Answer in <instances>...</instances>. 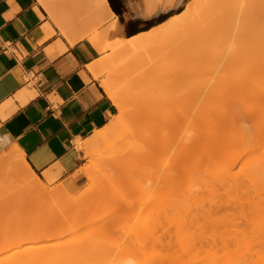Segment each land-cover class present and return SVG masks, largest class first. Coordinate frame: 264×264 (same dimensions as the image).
Returning <instances> with one entry per match:
<instances>
[{
	"label": "bare ground",
	"instance_id": "6f19581e",
	"mask_svg": "<svg viewBox=\"0 0 264 264\" xmlns=\"http://www.w3.org/2000/svg\"><path fill=\"white\" fill-rule=\"evenodd\" d=\"M89 1L91 3V6L94 9H97V11L99 9L103 14H107L108 17L110 16V14L113 13L107 0H89ZM145 1L149 3L146 11L144 12L146 15L147 14L150 15L149 13L153 12V9H155V7H157L159 4L166 5V2L162 3V0L157 1V2H153V0H145ZM199 1L200 0H190L185 5V7L177 13L179 16L177 15L178 17L175 20L170 21L168 18L170 22L167 20L166 22L167 24L164 22L165 24L164 23L163 25L161 24L162 26L160 25H159L160 27L156 26V28L162 27L161 28L162 32H160V29L159 30L158 29L155 30L154 28L150 29V32L152 33L155 32L154 33L155 35L152 34L153 38L154 36H158L159 34L164 33L170 29L176 28L180 24H185V25L187 24V26L191 25L192 27L199 28L200 31L198 33V36H199L198 38L201 41H205V42L211 41L216 36L217 32H219V29L222 27L223 24H225L226 26L227 25L229 26L230 33L233 35L234 38L236 37V35L237 37L238 36L241 37L243 35H245L246 37L247 36L251 37V33H253V35L255 36L256 34L261 35L262 32H264V0H206V1L204 0L205 5H202L203 4L202 2H201L202 4L200 5V6H203L202 12L199 14H196V16L194 15L195 16L194 18V16L191 15V12H192L191 8L197 6V3ZM39 2L43 6L48 7L47 3L44 0H39ZM170 2L169 4H171ZM176 3L177 1L172 4H176ZM129 6L138 15L139 11L135 9V7H133L130 1H129ZM137 6L138 5H136V7ZM223 7L226 10L225 11L226 15L220 16V14L222 13ZM193 13H197V12H193ZM112 23L114 22L112 21L110 23L111 27L113 26ZM157 31L159 32V34L156 33ZM244 31H247V33L245 34ZM139 34H137L138 36L136 35L134 37L132 36V37L127 38V41L121 40L122 42H124L123 44L121 41L116 42L118 39L112 42V44L116 43L118 45V46L116 45L117 49L118 47L120 48L122 47L121 51L123 49H125L123 51H126L127 48L130 50L135 49L134 47H139L142 45V44L140 45L138 42L140 41L142 42V40L144 41L143 35L145 34L144 33H142V35L141 34L139 35ZM135 43L136 45L138 44V46H135ZM176 50L177 48L174 49V51ZM233 51L236 52L238 50L237 49L232 50V52H230L229 55L228 53L227 54L225 53L226 55L229 56L228 58H231L230 55H232ZM239 52L237 55H239ZM259 52H261V50H259ZM176 53H173V55ZM245 53L243 56H245ZM179 54H180V51L178 50V55ZM246 55H248V53ZM256 55H257V52H256ZM261 55H262L261 53L258 54L259 57ZM176 56L177 55H175V58L173 57L175 60L178 59V57L176 58ZM240 57H241V53H240ZM261 63L262 64L264 63V59L262 60ZM173 68H171V70L174 71L173 73L177 75V73H175L177 70L176 66H175L176 70ZM252 70L254 71V69ZM262 70H264V68H262L261 70L255 69V71H258L255 76L256 77L259 76V78L261 77L260 80L256 79V82L258 83L260 81V84L259 83L257 84L256 82L250 83L251 81L249 80V78L247 79L248 84H246L245 80L247 76L246 77L243 76L244 78L243 77L242 78L244 79V81L241 79L240 83L238 82L239 86L228 87L230 86V84H228L226 85L228 88H226V86L225 87L222 86L219 88L216 86H212V87H209L210 89L209 88L202 89L198 93L199 97L201 96L202 99L198 101L199 103L198 102L196 103V105L194 106L195 109L190 108V111H189L185 106H176L173 109L170 107L172 110L167 111V114H166L167 117L165 121H162V122L158 121L159 123L158 122L155 123L154 127H156L157 130L152 128L153 133H151L152 131L150 132L152 136L149 135L150 137L145 138L146 142L149 141L150 147L147 148L148 147L147 146L144 148L141 146L142 144L138 145V148L136 146V148L138 149V152L135 151L136 154L138 153L137 158H134L135 156L132 155L133 156V157L131 156L132 159L128 161L129 157L126 155V157H128L127 159L125 155L122 156L123 153L119 154L120 157L122 156L123 161H121L122 159H119L120 160L119 161L118 159H116V157H113L114 158L113 162H115V160L117 162L118 160V163H117L118 166L116 167V169L114 168L115 170H113V168H110L111 170H105V171L101 170L102 171L101 173L99 172V174H96L97 176L99 175L98 176L99 179L97 178V176L91 175V173L89 172L91 176L90 178L91 180H94L92 179V177L95 176L96 178L95 180L98 182L102 181L103 183L104 182L110 183L111 187L113 185V187L115 188L116 193L117 191H119V190H116L117 187L119 188L122 187V189L121 188L120 189L125 191L124 189H127V187L129 186H127L126 188L124 187L126 185H129V183L134 184L132 186L133 187L135 186L136 188H138L137 186L140 187L141 183H142L141 186H143V184L147 183L149 178L151 179V175H152L154 178L153 183H152L153 185H151V188L149 189L150 184H148L149 187L147 189L150 191L153 190L152 191L153 194L155 193V191L156 193H158V191H160L163 194L167 193V195L165 194L163 198H165V196L166 198H168L169 196L168 193L171 195L169 196V200H165L166 202L164 201V199L162 200L164 201V203L163 202L161 203L159 201V196L161 195L160 192L158 193L160 195H157L158 197L156 196L155 199L153 198L152 195L150 196L153 198L150 201H153L152 202L153 204L151 205L153 209L152 208L151 209L154 210V212L150 210V213L152 211V214H153V216L150 215V219L152 218L153 220L152 219L150 220L152 222V225L151 227L149 226L150 227L149 230H151L152 228L151 230L152 232L150 233L151 234L150 245H148L149 247L148 246L147 247L148 249H151V251L153 250L152 252L149 250V253L151 252L153 254L148 256V249H146V247H144L145 245L143 244L144 240L143 242H141V240L145 236L143 234H146L145 232H143V234L140 233L143 236V238L141 236L142 238L141 240L138 241L136 240L137 238L135 239L136 247H137V244H138V247H141V248H137L136 256L131 254L130 251H127L130 253L126 252L127 255L131 254L130 257L133 255V258L135 259H137L136 257L138 255L141 256V254H138L139 252L143 253L142 255H145V257L143 256L141 260L140 259L141 257L139 258L138 256L139 260H136V261L139 262L141 260L144 263H140L141 262L140 261L138 264H176V263L177 264L178 263L179 264H192V263L196 264L197 262H198L197 264H203V263L204 264H224V263L225 264H264V221H263L264 214L262 215V217L259 216V214L261 215L262 213H264V86H263L264 80H262L264 79V75H263L264 72L262 74ZM259 72L261 73L258 74ZM261 74L263 77L260 76ZM253 75L254 74H252V76ZM252 76H249V77H252ZM255 78H254V81H255ZM261 81L263 83H261ZM242 82H245L244 83L245 85H240L242 84ZM236 84L237 83L235 82V85ZM104 88L107 94L109 95V97H111V99L117 106L118 114L116 118L110 123V126L108 127L107 130H104V131L96 130V132L91 136V138L89 137V139L85 140L81 144V147L84 149L88 148L90 144L100 139L105 138V135H107L108 130L111 128L113 129L114 126L117 125V123L120 121L122 116L127 112L125 104H127L126 102H129V101L125 99L126 97L125 94H122V92L117 90L114 86L106 82L104 83ZM212 98H213V101H211ZM173 101L174 100H172V102ZM172 105L175 106L174 103ZM192 109H194L195 115L193 114V112L191 114ZM189 113L193 116V118H191L192 116H190L191 119L188 120L187 116H189ZM186 120L189 123L188 128L189 127L191 128H189L187 130V134L184 137H182L181 135H178L177 130L180 129V127L182 126L181 124L187 123ZM248 120H252L253 123L252 121H251V124L247 123L246 121ZM192 126L193 127L195 126L197 128L195 127L192 128ZM132 132L134 131L132 130ZM132 132L131 134L129 132L128 133L131 136H133ZM126 135L128 134L126 133ZM143 140H144V137H143ZM137 149L131 150V153ZM199 149L201 150V152L197 155L196 154L193 155L195 153L194 151L199 150ZM148 150H152L154 151V153ZM172 150L175 151V154L173 153L174 155H169V153ZM233 151H238V152L236 154L235 153L231 154ZM253 151H254V154H252ZM124 153L126 154V152ZM131 153L129 154V156L131 155ZM157 154L163 155V156L159 155L161 156L160 157L161 159H157L159 158L158 156H155ZM6 156L8 157L7 159L11 158V160L13 161L14 163L13 165L15 167V169L13 170L17 172L15 174L16 175L18 174L17 177L20 178V179L18 178L19 180L24 182L29 187L38 186L34 182L37 180L36 176L33 173H31V171L27 168V166L23 163V161H21L22 156L18 152L17 147L15 145L7 148ZM245 156H247V158L246 160H244V163H242L244 168H241L235 172H230V170L227 169L228 166L230 167L235 162H237L239 159H243ZM151 157L154 159V161L151 159ZM117 158L119 157L117 156ZM107 161L109 160L107 159ZM144 161H146L147 164L149 163L151 165L153 162H155L153 163V168H151L153 171H151L150 167H148L149 164L147 165V167L146 166L144 167V165H146L144 164ZM212 163L217 165L218 168L214 169L213 167L214 170H210L209 165H211ZM111 165H112V162H111ZM111 165H109V167ZM159 165L163 166L162 169H164L166 173L164 175V178L162 176L157 175L158 171L155 174L156 170L157 169L159 170V168L156 169L155 166L157 167ZM183 166L187 167V170L184 169L185 170L184 173L181 172ZM180 167H181V170L179 169L180 170L179 172L177 170L178 174L180 175L182 173L185 175V173H187L188 175L186 177L183 175L182 178H180L181 176L179 177L178 174L176 175L177 172L175 169H178ZM147 168L150 170L147 171ZM172 168H175V169H172ZM143 169H144L143 172L145 171H147L148 173L150 172L149 174L151 175H148V173L145 175L143 174V172L141 173ZM171 169L175 170L174 171L176 172L174 173L175 175H173V173H168V171L170 172ZM162 172L163 170H161L159 174H161ZM142 174H143V177L149 176L146 182H144V180L146 179L142 177ZM189 174H194L197 177L196 182L198 183L200 182L201 184L191 185V183L193 182H187L191 180L189 178ZM159 177L164 179L163 182H161L162 179ZM184 177L187 181L183 179ZM141 178L144 180H142ZM179 178L183 180L184 182L182 185L180 184ZM96 181H91V183L93 184ZM149 182L151 183L150 180ZM120 183L122 184L120 185ZM92 184H91V187L95 188L94 187L95 185L93 184L94 186H92ZM135 184L136 185L139 184V185L136 186ZM96 185H97V182H96ZM146 185H144V187ZM217 185H219L220 188H218ZM135 187H134V190L136 189ZM110 188H108V190H111ZM93 190L97 191L96 189H93ZM125 192L119 191L118 194L120 195V193H122L124 195ZM178 192L180 194H178ZM88 193L90 194V191ZM50 194H53V193H50ZM85 194H87V192H85ZM95 194L98 197L101 196L99 192ZM113 194H115V192ZM83 195H81L79 199L77 198L78 200L77 199L73 200L72 198L69 197L68 199L69 201L68 200H62V201L58 200L57 202L55 201L56 204L53 202L55 204V207L57 206L58 202L66 203L68 201L66 204L70 202L73 205L71 210L73 211L74 209V211L73 212L71 211L72 214H68V215L72 216L76 210L77 214L76 213L74 214H76V216L78 215L79 219L77 218L76 221H73L75 224L72 223L71 219H70L71 220L70 222L68 218H67L68 220L66 219V222L69 221L70 223H72L70 224V227L68 226L69 223L65 222L66 225H64L63 220L60 221L63 224L62 226H65V227L68 226V228L67 227L66 228L69 230L70 228L72 230L73 225H74L73 227H76L77 225L83 222V220L81 221L82 214H81V217H79L80 215L79 212L84 213L86 210H88V208H90V204H92L93 202L92 200H93L94 195L93 197H91L92 195H89V196L88 195L83 196ZM107 195L108 194L106 193L103 196L106 197ZM110 195L109 197H111ZM102 198L101 197L98 198L97 201L99 200L100 202V199L102 201ZM96 202H94L92 206L95 208L96 206L98 207L100 205L101 207L102 203L98 202V205H95ZM124 202L125 200L123 201V204ZM120 203L122 204V202ZM131 203H134V202H131ZM131 203L129 204V206L130 205L132 206ZM54 204H52L51 202V205H54ZM146 204H148V202ZM105 205H102V206H105ZM134 205L135 204H133V206ZM59 206H61V204ZM74 206L75 208H73ZM85 206H86V209H84ZM53 207L54 206H52V208ZM93 207L92 209L94 210ZM111 207H113V205ZM166 207L170 209H167ZM34 208L35 206L31 208V211ZM165 208L169 212L166 210L165 212L164 211ZM48 210L50 211L49 208ZM58 210H60L59 211L60 213L64 212L62 211V209H58ZM93 210L91 211L92 213H93ZM44 211L46 212V209ZM52 213L53 212H51V214ZM150 213H148L147 215H149ZM96 214H98V212H96ZM160 214L162 215L167 214L166 218L168 219V221L164 225L160 221V217H159ZM169 214L172 216V218L169 217L170 216ZM52 215L49 218H52ZM74 216L75 215H73L71 218H74ZM94 217L93 219L90 218L91 219L90 221L88 220L91 223V226L92 225L95 227L100 226L98 223H96L98 220L99 221L101 220V219H98L100 215L97 218L96 217L94 218ZM147 217L148 216H146L145 219L148 222ZM171 220L173 221V224H174V230L173 232L169 233L168 227L171 226V223H170ZM139 221H141L140 218H139ZM146 221L144 222L145 224L148 225ZM51 222L52 221H50L49 224H51ZM49 224H47V226ZM141 226L143 227L144 225H141ZM141 226H139V228H141ZM103 227L98 230H97L98 227L95 228L98 232L102 231L103 233L101 232V234H96L92 232L91 235H88L89 234L88 233L87 236L88 237L90 236L89 237L90 240L86 236H83L86 239H82L81 237H76V236L75 238L71 237L73 238L72 241L66 243L68 245V246L66 245V247H68L67 251L63 249L64 252L66 251L64 253L65 259H61L62 257L61 254H58L60 256V260L59 259L57 260L58 257L57 258L52 257L53 259L49 257L51 256L49 255V251L51 250H48L47 247H49L50 244L48 245L46 244L38 245L37 244L36 245L37 243L36 242L37 240H36L34 241L36 243H34L33 245V248L36 250L30 253L27 264H124L120 260V258L118 260H120L121 263L119 261H118L119 263L116 261L117 257L116 259H113L114 258L113 256L116 254L115 253L116 250H118L116 247L119 248L120 245L122 246V243L120 244L118 243V241L114 243V240L110 237L111 235L109 237L113 241L107 238L109 234L106 235V230H104L106 227L104 228ZM36 228L37 230L38 229L41 230L45 228V225H42V226L36 225ZM147 229H148V226H147ZM142 230L145 231L146 228L144 229L143 227ZM164 232L166 233V237H168L167 241L163 240L164 235H165ZM127 233L124 234L123 236L127 235ZM62 234H64V231H58V233L56 234V238ZM116 235L119 236V234H116ZM171 236H172V239H171ZM121 241H124L125 243H127L126 241H128V239L127 240L121 239ZM137 242H139L140 245ZM146 243L149 244L148 241ZM127 245L129 246V244H126V247ZM58 246L62 247L60 242ZM112 246L116 248V250L114 248H111ZM122 247H123V251L125 252L126 247L125 246H122ZM122 247L120 248L122 249ZM164 247L166 249L168 247L169 248L168 250H164L165 249ZM24 248L26 249V247ZM132 248H130V250ZM61 249L62 248H60V250ZM177 249H179L178 252H177ZM146 250H147L146 252L147 254L144 253ZM20 251H22V249H19L16 252H20ZM132 251L135 254L136 251L133 249ZM14 252L6 256H0V260H8L14 254ZM117 253L119 254L118 251ZM120 253H122V251ZM14 255H17V254L15 253ZM46 256L49 257L50 261H48L49 259ZM120 256L121 257L123 256L125 258L124 255H120ZM126 257H129V256H126ZM144 258H146L145 261H143ZM45 259H48V260H45ZM128 260L129 258L125 259V263L126 262L127 264L130 263V261ZM203 260H205V262L206 260L208 261L205 263ZM132 261L133 260H131V262ZM17 264H20L19 260Z\"/></svg>",
	"mask_w": 264,
	"mask_h": 264
},
{
	"label": "rangeland",
	"instance_id": "374dc122",
	"mask_svg": "<svg viewBox=\"0 0 264 264\" xmlns=\"http://www.w3.org/2000/svg\"><path fill=\"white\" fill-rule=\"evenodd\" d=\"M44 1L48 4L49 8L52 11H54L57 14H59L60 16H62L66 21H68L70 23H75L76 25H85L86 24L87 26L91 27V29L89 30L90 31L89 37L92 34L96 33L99 37L100 44H103V43L107 44L106 47H104L102 49H98V51L102 52V56L98 59V62L101 65V68L99 70V74L101 75V82L103 84V81H105L106 83L114 86L117 90L122 92V94H125V96H126L125 99L129 101V102H126L127 104H125L127 112L125 110L126 113L122 116V118L117 123V125H115L113 129L111 128L108 130L107 135H105V138L100 139V140L90 144L88 146V148H86V149L81 148V144L85 140L89 139V137L84 139V140H77L76 141V147L81 152L82 160H83V164L81 165V167L79 168V170L77 172V176L79 177V179L82 182V188L76 194V196L73 197L72 199L73 200H76L77 198L79 199L81 197L79 195H83V194H84L83 196L92 195L91 197H93V195L95 193L99 192V194L101 196L98 197L95 194L93 197V200H92L93 201L92 204H94V202H96L98 198L103 197L102 201H101V199H100V202L98 200L95 203V205H98V202L102 203V205H105V204L106 205L105 206L101 205V207L99 205L98 207L96 206L94 208L92 206V204H90V208H88V210H86L84 212V213L88 214L87 215L88 219H86L84 222L77 225L76 227H72V230L69 233L70 236L68 239L50 243V246L47 247L48 250H51V251H49V255H51L49 257L51 259H53L52 257H55V258L58 257L57 260L58 259L60 260V256L58 254H61V256L63 257V258L61 257V259H65L64 253L67 251V248H68V247H66V245H67L66 243L71 242L72 239L75 238V236L81 237L82 239H86L83 236L88 237L87 236L88 233H89L88 235H91L92 232L96 233V234H101L102 231H99L100 232L99 233L97 230L101 229L104 225V227H106L104 229V230H106V235L109 234L107 238L110 239V237H111L114 240V243L118 241V243H120V244L122 243V246H125V247H126V244H129V246L127 245L126 248L124 247L125 252L123 251V247L121 245H120V247H122V249L120 247L119 248L116 247L118 250H116V248H114L113 247L114 245H113L111 248H114L116 250V252H115L116 254L113 256L114 257L113 259H116V257H117V260H116L117 262L119 261L121 263V261H122L124 264H127V262L125 263V259L129 258L128 261H130L131 264H135V263L138 264L142 260V257L143 256L145 257V255H142L143 253H141V252L138 253V254H141V256L138 255L139 258L141 257L140 258L141 260L139 262L136 261V260H139L138 256L136 257L137 259L133 258V255L136 256L137 248H141V247H138V244L136 247L135 239L137 238L136 240H138V241L141 240L143 238V236L141 234H143V232H145L146 234H143L145 236L141 240V242H143V240H144L143 244L145 245L144 247H146V249H148V247H149L148 245H150V241H151V237H150L151 234L150 233L152 232L151 231L152 228H151V230H149V229L152 225V222L150 221L152 218L150 219V215L153 216L152 211L154 212V210H152L153 208L151 206L153 204L152 203L153 201H150V200L153 198L155 199V197L157 195L161 194L159 196V201L161 203L162 202L164 203L165 200H169V196H171V195L168 193V195H169L168 198H166V196H165V198H163L165 194L167 195V193H165L166 191L164 192L165 194L161 193L160 191H158V193L160 192V194L156 193V191L153 194V192H152L153 190L150 191L147 189L149 187L148 184H150L149 189L151 188V185H153L152 183H153V179H154L153 176L151 174H149L150 172L148 173L147 171H149L151 168H153V163H155V162H153L152 165L148 163L149 165L152 166L151 167L147 164L146 161H144V164H146V165H144V167L145 166L147 167V165H148V167H150V169L147 168V171H145L146 173L143 172L144 171V169H143L141 171V173L143 172L144 175L148 173V175H151V179H152V180L150 178L148 179L149 176L143 177V174H142V177L144 179H146V180H144L141 178L142 180H144V182H146L148 179V181L146 183L147 185L143 184V186H141L142 183L141 184L139 183L140 187H142V188H140L139 186H137L139 184H137V185L135 184L138 188H136L134 186L136 188L134 190V187L132 186L134 184L129 183V185H126L124 187V188H126L127 186H129V187H127L128 190L124 189L125 191L127 190L126 192L121 190L122 187H120L121 188L120 189L119 187L116 186L117 187L116 190H119L120 192H125L124 195H126V196H124L122 193H120V195H121L120 196L118 194L119 191H117V193H116L115 188L113 187V185L111 187L110 183H105V182L103 183L100 180H99L100 182L96 181L95 180L96 179L95 176H97L96 174H99V172L101 173L102 171H105V170H111L110 168H113V170H115L116 167L118 166L117 165L118 160L122 159L121 161H123V158H122L123 155H125V157H126V155L129 157L128 161H130V159H132L133 156H135L134 158H137L138 153L136 154L135 151L138 152V149H137L138 145L142 144L141 146L144 148L147 146H148L147 148L150 147L149 141L146 142L145 138L152 136L151 133H153V129H156V127H154L155 123H157L158 121H161V122L165 121V119L167 117V115H166L167 111H169V110L171 111L176 106H185L190 111V108H194L196 103L200 99H202V97L201 96L199 97V95H198V93L202 89H208L209 87H212V86H216L218 88L222 87V86L225 87L228 84H230V86H228V87L239 86L238 82L240 83L241 79L244 81L243 78L246 76H247L246 80H245L246 84H248V82H247L248 78L251 81V82L249 81L250 83H252V82L255 83L256 79L260 80L261 77L259 78L258 74H260L261 72H259L257 74L258 77H256L255 75L258 71H255V69L261 70L262 68H264V65H263L264 63L263 64L261 63L262 60L264 59V32H262L261 35L256 34L255 36L253 35V33H251V37L250 36L246 37L245 35H243L245 37H243V36L237 37V35H236V37L234 38L233 35L230 33L229 26L228 25L226 26L225 24H223L222 27L219 29V32H217L216 36L211 41L205 42V41H201L198 38L199 37L198 33L200 31L199 28L192 27L191 25L187 26V24L186 25L180 24L176 28L170 29L166 32L163 31L164 33H161V34H159V32L157 31L156 33L159 35L154 36V38H153V35H155L154 34L155 32L153 31L154 29L155 30L160 29V32H162V29H161L162 27L156 28V26L157 27L162 26L164 22L165 23L167 22L168 18L170 21L175 20L179 16L177 13L181 9H183L185 7V5L190 0H179V1L178 0H171V2H170V0H162V3L166 2V5H160L159 4L160 6L158 5L157 7H155V9H153V12L149 13L150 15H148V14L146 15L144 13L148 7V4H149L145 0H137L138 2L136 0H135L136 2L134 0H115L114 2L112 0H108V3L111 7V10L113 11V13L110 14L109 17L107 14H103L101 11L95 10L91 6V3L89 0H44ZM129 1L133 5V7H135V9H137L139 11L138 15L134 12L133 9L130 8ZM157 1H160V0H153V2H157ZM168 1L171 4H169ZM176 1H177L176 4H172ZM201 4L205 5L204 0H200L197 3V6L191 8V11H192L191 15L192 16H194V15L196 16V14H199L202 12L203 6H200ZM136 5H138V6L136 7ZM225 11L226 10L223 7L222 13L220 14V16L226 15ZM193 12H197V13H193ZM195 16H194V18H195ZM172 17H174V18H172ZM112 21L114 23H112L113 26L111 27L110 23ZM103 23H105L103 28L99 29ZM152 28H154L152 30L154 33L150 32V29H152ZM244 32H245V34L247 33V31H244ZM139 33L141 35H142V33L145 34V35H143L144 41L143 40H142V42L140 41L141 43L138 42L140 45L141 44L142 45L139 47H134L135 49L130 50L127 48L128 50L126 49V51H123V50H125V49H123L121 51L122 47L121 48L118 47V49H117L118 45L116 43H113L115 45L112 44V42L116 41L117 39L119 41L117 40L116 42H120L121 40L127 41V38L132 37V36L134 37ZM249 37H250V39H249ZM123 43L124 42H122V44ZM110 44H112V45H110ZM135 46H138V44L136 45V43H135ZM176 48H177V50L174 51V49H176ZM236 49L238 51H236V52L233 51L232 55H230L231 58H228L229 53L232 52V50H236ZM178 50L180 51L179 55H178ZM247 50H248V52H247ZM259 50H261V52H259ZM262 51H263V53H262ZM238 52H239V55H237ZM245 52H247L248 55H246L247 53H245ZM256 52H257V55H256ZM173 53H176V54L173 55ZM225 53L226 54L228 53V55H226ZM240 53H241V57H240ZM244 53H245L246 57L243 56ZM260 53L262 55L259 57L258 54H260ZM175 55H177L176 58L178 57L179 60L174 59ZM234 55H235V57L236 56L237 57L235 58ZM233 58H235V59H233ZM260 59H261V61H260ZM261 65H262V67H261ZM173 66H174V68H173ZM175 66H176L177 70H176ZM171 68L176 70L175 73H177V75L173 73L174 71H172ZM252 69H254V71ZM263 72H264V70H262V74H263ZM252 74H254V75L252 76ZM262 74L260 76H262ZM249 76H252V77H249ZM253 77L255 78V81H254ZM251 79H253V80H251ZM262 80H264V79H262ZM235 82L238 85L237 84L235 85ZM263 82L261 81V83H263ZM244 83L245 82H242V84H240V85H245ZM258 83L260 84V81ZM228 87L226 86V88H228ZM123 97H124V95H123ZM172 100H174V101L172 102ZM211 101H213V98ZM173 103L175 106L172 105ZM186 105L189 107H187ZM194 109L191 110V114H192V112L194 114ZM117 114H118V110L116 107L115 115H113L111 117L110 121L103 128H101L99 130H103V131L107 130L108 127L110 126V123L116 118ZM191 114L189 113V116H187L188 120L193 118V116ZM190 116H192V117L190 118ZM251 121L252 120H248L246 122L251 124ZM252 123H253V121H252ZM188 124L189 123L187 121V123L181 124L182 125L181 127L179 126L180 129L177 130L178 135H181L182 137H184L187 134V130L189 128H191V127L188 128V126H189ZM194 127L192 126V128H194ZM195 128H197V127H195ZM132 130L134 132H132ZM128 132L130 134L132 132L133 136H131ZM139 132H140V134H139ZM126 133L128 135H126ZM91 136H90V138H91ZM143 137H144V140H143ZM11 143L12 142L10 140H5V137L0 135V203H2V204H0V215L8 213L11 216L10 218L15 219L16 218V217H14L15 214L19 213V211H20L19 210V208H20L19 198L26 195L27 187L25 186L24 183H22L21 180H19L20 178L17 177L18 174L17 175L15 174L17 172L15 170H13V169H15V167L12 164L13 162H12L11 158L7 159L8 157L6 156V151H7L8 147L13 146V144H11ZM136 146H137V148H136ZM132 148L137 149V150H134L133 151L134 153L133 152L131 153V150H133ZM174 150H172V151H174ZM148 151H152V150H148ZM124 152H126V154ZM171 152L169 153V155L175 154V151L172 152V154H171ZM194 152L195 153L193 155H195V154L197 155L201 152V150L199 149V150H196ZM237 152L238 151H233L231 154H233V153L236 154ZM130 153H131V155L129 156ZM148 153H150V152H148ZM152 153H154V151H152ZM119 154H122V156L120 157ZM252 154H254V151ZM116 155L119 158H117ZM159 155L163 156L162 154H159ZM159 155L158 154L155 155V156L159 157L157 159H161L160 158L161 156H159ZM113 157H116V159H118L117 162H116V160H115V162H113L114 161ZM128 157H126V158L128 159ZM110 158L112 161L110 160ZM246 158H247V156H245L243 159H239L237 162H235L233 165H231L232 167L228 166L227 169H229L230 172H235L241 168H244L242 163H244V160H246ZM107 159L109 161H107ZM151 159L154 161V159L152 157H151ZM110 161L112 162V165H111ZM107 164H108V166H107ZM109 165H111V166L109 167ZM209 166H210V170H214L215 168L216 169L218 168V166L215 165L214 163H212ZM162 167L163 166H160V165L157 167L155 166L156 169L159 168V170L158 169L156 170L155 174L158 171L157 175L162 176L164 178V175L166 173H165L164 169H162ZM213 167H214V169H213ZM207 168H208V166H207ZM172 169H175V168H172ZM179 169L181 170V167L178 169H175L176 172H177V170L179 172L180 171ZM184 169L187 170V167L183 166L181 172L184 173V171H185ZM220 169H221V167H220ZM161 170H163V172H162L163 174L162 173L159 174L161 172ZM171 170H170V172L168 171V173H173V175H175L174 174V173H176V172H174L175 170H172V171ZM151 171H153V170L151 169ZM87 172L89 175L87 174ZM89 172L91 173V175H95L92 177V179H94V180L90 179L91 176H90ZM178 172L176 173V175L178 174ZM141 173H140V175H141ZM183 175L184 174L181 173L179 175V177L181 176L180 178H182ZM187 175L188 174L185 173L184 176L186 177ZM98 176H97V178L99 179ZM139 177H141V176H139ZM185 177L183 179H185ZM159 178H161V177H159ZM163 178H161L162 179L161 182H163V180H164ZM180 178H179V181H180V184L182 185L184 182ZM189 178L192 181L191 180L187 181L186 179L185 180L187 182H193V183H191V185L201 184L200 182L199 183L196 182L197 177L194 174H189ZM149 180L151 181V183L149 182ZM91 181H96L97 185L95 182V183H93L95 185L94 186L91 183ZM91 184L95 188L91 187ZM107 184H108V186H107ZM121 184L122 183H120V185ZM161 184H163V183H161ZM144 185H146V186L144 187ZM217 186H218V188H220L219 185H217ZM92 188L96 189L97 191L93 190ZM104 188H106V189H104ZM108 188H110L111 190H108ZM90 189H92L93 192ZM132 190H134L135 192ZM89 191H90V194L88 193ZM85 192H87V194H85ZM114 192H115V194H113ZM181 192H183V191H181ZM106 193L108 195L106 197L103 196ZM178 194H180V193L178 192ZM109 195L111 197H109ZM151 195L153 196V198L150 197ZM95 196H96V198H95ZM123 197H124V199H123ZM163 199H164V201H162ZM104 200H105V202H104ZM121 200H123V201L125 200L124 204H123V201H121ZM141 201H142V203H141ZM120 202H122V204ZM126 202H127V204H126ZM131 202H134V203H131ZM136 202H137V204H136ZM147 202H148V204H146ZM130 203L132 204V206L130 205L131 208L129 206ZM133 204H135V205L133 206ZM112 205H113V207H111ZM145 205H146V207H145ZM34 206L36 208V205H34ZM34 206H32V205L28 206L29 207L28 211H31V208H33ZM138 206H139V208H138ZM92 207L94 208V210L92 209ZM166 208L164 209V211L165 210L168 211L167 209H170V208H167V209ZM84 209H86V206ZM96 209H97V211H96ZM92 210H93V213H94L96 218L100 215V217L98 219H101V220L100 221L98 220L99 222L95 221L100 226H96V227L93 225L91 226V223L89 221L91 220L90 218L93 219V217H94L93 213L91 212ZM116 210H117V212H116ZM150 210H152L151 213H150ZM75 212H76V210H75ZM96 212H98V214H96ZM147 212L150 214L147 215L148 214ZM106 213H107V215H106ZM162 214H160L159 217H160V221L164 225L167 223L168 219L166 218L167 214L166 215H162ZM170 214H171V212H170ZM263 214L264 213H262L261 215L259 214V216L262 217ZM143 215H144V217H143ZM146 216H148L147 217L148 222L145 219ZM169 217L172 218L171 215ZM139 218L141 219V221L145 219L144 221H146L148 223V225L145 224L144 221H142L143 222V224H142V222L139 221ZM263 221H264V219H263ZM150 222H151V224H150ZM170 223H171V226L168 227L169 233L173 232V230H174L173 221L171 220ZM138 225L139 226L144 225L143 227H144V229L146 228V230L143 231L142 230L143 227L141 226V228H142L141 229V228H139ZM145 225L148 226V229H147V226H145ZM95 228H97V230ZM124 232H126V233L129 232V233H127V235L123 236L124 234H126ZM65 233L66 232H64V234ZM64 234H62V235H64ZM116 234H119V236H117ZM62 235H60V236H62ZM101 236H103V235H101ZM141 236H142V238H141ZM71 237H73V238H71ZM103 237H105V236H103ZM147 237H148V239H147ZM165 237H166V233L164 235L163 240L167 241L168 237H166V238ZM88 238H87V240H88ZM112 239H110V240H112ZM121 239H124V240L128 239V241H126L127 243H125L124 241H121ZM171 239H172V236H171ZM89 240H90V238H89ZM119 240H120V242H119ZM147 241L149 244L146 243ZM59 242H60L62 247L58 246ZM56 243H58V244H56ZM137 243H139V242H137ZM111 245H112V243H111ZM139 245H140V243H139ZM54 246L57 248H55ZM60 248H62V249L60 250ZM130 248H132L133 250L136 251L135 254L132 251V249L130 250ZM168 248L167 249L165 248L164 250H168ZM63 249H65L66 251L64 252ZM149 250L151 251V249H148V256L153 254V253H151L153 250L150 253H149ZM52 251H54V252H52ZM117 251L119 252V254L117 253ZM121 251H122V253H120ZM127 251H130L131 254H133V255L130 257L131 254L127 255V253H130ZM178 251H179V249H177V252ZM146 252H147V250L144 253H146ZM55 253H56V255H55ZM52 255H54V256H52ZM120 255H124L125 258L123 256L121 257ZM126 256H129V257H126ZM49 257H47V258L49 259ZM119 258L121 261L118 260ZM121 258H123L124 261ZM48 259H45V260H48ZM145 259L146 258H144L143 261H145ZM131 260H133L132 262H134V263H132ZM208 260H206V262ZM48 261H50V259ZM203 261L205 262V260H203ZM203 261H201V262H203ZM130 263H128V264H130ZM140 263H144V262L141 261ZM192 264H194V263H192Z\"/></svg>",
	"mask_w": 264,
	"mask_h": 264
},
{
	"label": "crops",
	"instance_id": "0c3cea01",
	"mask_svg": "<svg viewBox=\"0 0 264 264\" xmlns=\"http://www.w3.org/2000/svg\"><path fill=\"white\" fill-rule=\"evenodd\" d=\"M90 29L66 21L39 0H0V135L17 147L38 185L22 182L27 192L19 198L15 219L0 215V256L17 254L0 264H27L34 243L68 239L67 228L78 218L76 212V218L68 215L74 209L66 204L82 188L77 172L83 160L76 141L103 128L117 107L99 74L98 49L107 44H100L96 33L89 37ZM58 200L68 201L55 207ZM30 205L38 207L28 211ZM79 214L81 221L88 219ZM64 230L69 232L56 238Z\"/></svg>",
	"mask_w": 264,
	"mask_h": 264
},
{
	"label": "flooded vegetation",
	"instance_id": "af4514ba",
	"mask_svg": "<svg viewBox=\"0 0 264 264\" xmlns=\"http://www.w3.org/2000/svg\"><path fill=\"white\" fill-rule=\"evenodd\" d=\"M113 2L115 1V0H112Z\"/></svg>",
	"mask_w": 264,
	"mask_h": 264
}]
</instances>
